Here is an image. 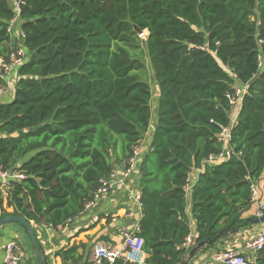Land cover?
<instances>
[{"label": "trees", "instance_id": "16d2710c", "mask_svg": "<svg viewBox=\"0 0 264 264\" xmlns=\"http://www.w3.org/2000/svg\"><path fill=\"white\" fill-rule=\"evenodd\" d=\"M21 2L23 39L7 33L15 12L0 0V58L25 49L12 72L13 98L0 102V169L25 178L10 182L11 212L0 192V218L24 217L36 237V228L65 227L142 146L143 264H180L187 254L193 170L203 169L190 192L195 243L247 221L250 185L264 174V0ZM234 86L246 90L238 113L227 98ZM224 127L227 143L218 141ZM226 144L231 158L207 164ZM85 248L61 249L62 264H88ZM255 264H264V250Z\"/></svg>", "mask_w": 264, "mask_h": 264}, {"label": "crops", "instance_id": "0c3cea01", "mask_svg": "<svg viewBox=\"0 0 264 264\" xmlns=\"http://www.w3.org/2000/svg\"><path fill=\"white\" fill-rule=\"evenodd\" d=\"M20 31V24L18 23L12 31V37H18ZM13 81L14 75L12 73L9 79V84L7 85L6 92L0 99L1 103H7L13 98L11 92V85ZM150 136L146 144H149L151 139ZM147 151L148 149L146 147L142 148V146L138 149V154L140 153V159H143L142 156ZM138 167L139 164L137 165V163L135 162L131 173H129V177L124 179V185L117 184L97 203H95L89 209H85L83 214H81L74 221L69 222V224H67L65 227L57 228L56 230H51L47 227L41 228L42 230H40V228H36V232L38 233V243L40 244V249L45 257L46 264H62V258L59 254L60 250L72 245H86V248L84 249L85 261L90 264L89 255L94 244L101 243L114 247H119L122 244V236L119 230L132 229L136 224H140V221L142 219L141 208H138L134 200V195H136L137 193H140L142 195V189L139 188L138 185ZM123 169H125V166L120 165L115 170L119 178H122V173L124 171ZM202 171L203 169H197L193 170V172L190 174L193 185H195L198 181L199 175ZM3 182L4 181L0 179V185ZM257 184L260 188L261 195L264 190V174ZM190 195L191 193L186 194V205L184 209V213L188 218V225L190 228V232L188 235L193 234L196 230V224L194 219L192 218L191 213L192 204ZM135 206L137 209H135ZM3 208H5L7 212L12 211V209L6 208V199L3 200ZM254 211L255 205L252 204L249 211L246 212L243 217H253ZM30 224L33 228V224L31 222ZM259 228V225L244 226L239 229L237 233H229L228 235H224L223 237L218 238L214 241L215 244L208 245L204 249L200 250L197 255L192 260H190L189 264H216L213 262L214 255L216 253L229 250L240 251L248 241L252 240L256 236ZM23 232L26 233L24 228L15 223L7 224L1 227L0 242L3 246L2 250H5V246L8 242H10L11 240H16L24 248L26 253V257L22 261V263L25 260H28V257L30 256V259L28 261L31 264H37L38 260L36 258V254L32 257L33 253L28 248L26 249L24 242L21 241ZM44 234L46 235L45 239L43 238ZM194 244H196L195 241ZM193 246L194 245H192L191 247ZM31 248L32 250H34L32 245ZM77 252L82 253V249L79 248ZM147 257L148 255L144 253V261L145 259H147ZM252 259L255 262V256H252ZM2 261L3 255L2 257H0V264H2Z\"/></svg>", "mask_w": 264, "mask_h": 264}, {"label": "built area", "instance_id": "2783aa9c", "mask_svg": "<svg viewBox=\"0 0 264 264\" xmlns=\"http://www.w3.org/2000/svg\"><path fill=\"white\" fill-rule=\"evenodd\" d=\"M13 11L15 12L14 17L8 22L7 33L11 36L14 27L20 23L18 20L20 14L21 0H11ZM19 36L21 39L24 38V34L20 31ZM18 36V37H19ZM25 58L24 46L18 45L12 48L8 59L0 58V77L4 80V85L0 84V99L6 92L7 85L9 84L10 75L13 69L21 64ZM246 90L243 87L234 86L232 92L227 94L229 104L232 110L236 113L241 109V102ZM230 127L223 128L218 141L221 143H227L230 139ZM234 154L233 149L229 144L223 147V150L217 155H211L207 159V163H213L215 160L228 161ZM138 155V149L133 151V156L125 163L127 167L123 169L122 178H119L117 173L113 171L107 179L99 181V187L94 192L93 197L85 205V209H89L95 203H97L104 195L111 191L117 184L124 185V179L129 177L131 173L135 158ZM239 156V155H238ZM191 174V173H190ZM186 178L185 189L186 194H189L192 190V178L191 175ZM25 178L23 173L17 171H4L0 169V179L4 181L0 185V192L4 199L7 197V190L9 189L10 182L13 180L21 181ZM134 200L141 208V194L137 193L134 195ZM250 201L255 205V211L253 218H260L264 215V190L260 195V188L258 184L250 185ZM259 230L256 236L248 241L240 251H220L214 255L213 262L216 264H255L252 256H255L259 252L264 250V224L259 225ZM122 236V244L119 247L108 246L101 243L94 244L90 255V264H115L117 261H122L125 264H143L144 263V252H143V240L138 235L140 232L139 223L132 229H121L119 230ZM197 238L196 232L188 235L182 247L189 250L194 241ZM249 256H248V255ZM26 253L24 248L16 241L11 240L7 243L4 250V256L2 264H21L25 259Z\"/></svg>", "mask_w": 264, "mask_h": 264}, {"label": "water", "instance_id": "95a60500", "mask_svg": "<svg viewBox=\"0 0 264 264\" xmlns=\"http://www.w3.org/2000/svg\"><path fill=\"white\" fill-rule=\"evenodd\" d=\"M135 31H137L138 34L141 33V31L138 28H135ZM135 209H137L136 206H135ZM12 223L18 224L19 226L23 227L24 230L26 231V234L28 236L30 244L32 245V247L35 250V254H36V258L38 260V264H46L45 257H44V255H43V253L39 247L38 239L32 230L31 224L22 216L6 215V216L0 218V228L3 227L4 225L12 224ZM260 224H264V215L260 218H253V217L248 218L246 222L241 224L239 226V228H236L232 233H237L238 230L244 226L260 225ZM224 235H226V233L220 232L211 241L205 240V241L194 244V246L191 247L187 251V254L182 259L180 264H189L190 260H192L200 250L204 249L205 247L210 245L212 242H214L218 238L223 237ZM43 238L44 239L46 238L45 234L43 235Z\"/></svg>", "mask_w": 264, "mask_h": 264}, {"label": "rangeland", "instance_id": "374dc122", "mask_svg": "<svg viewBox=\"0 0 264 264\" xmlns=\"http://www.w3.org/2000/svg\"><path fill=\"white\" fill-rule=\"evenodd\" d=\"M146 36H147V31H142L141 33H139V37L141 38V39H145L146 38ZM149 59H148V56H147V53H146V50H145V55H144V57H143V59H142V63L145 65V67H146V70H147V78H148V83L151 85V87L153 88V92H155L156 91V89H157V85H156V82H155V79H154V77H153V75H152V73H151V68H150V64H149ZM158 100H159V93H158V97L156 98V101L158 102ZM9 102V101H8ZM151 105H152V107H154L155 106V104H154V98L152 99V101H151ZM21 231H22V229H21ZM21 241H23L24 242V244H25V248L27 249H29L33 254H32V257H33V255L35 256V253H34V250H32V248H31V244H30V241L28 240V237H27V235H26V233H22V238H21ZM2 244H1V242H0V257H2V255L4 256V251L2 250ZM30 259V256L28 257V260ZM28 260H25L22 264H25ZM37 262V261H36ZM38 263V262H37Z\"/></svg>", "mask_w": 264, "mask_h": 264}]
</instances>
